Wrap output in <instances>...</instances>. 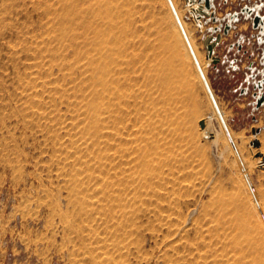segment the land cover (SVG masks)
<instances>
[{
	"label": "rangeland",
	"instance_id": "1",
	"mask_svg": "<svg viewBox=\"0 0 264 264\" xmlns=\"http://www.w3.org/2000/svg\"><path fill=\"white\" fill-rule=\"evenodd\" d=\"M129 2L124 51L182 77L172 120L116 119L98 0H0V264H235L249 236L264 264V106L240 89L247 56L215 69L204 45L242 0L202 27L186 0Z\"/></svg>",
	"mask_w": 264,
	"mask_h": 264
},
{
	"label": "bare ground",
	"instance_id": "2",
	"mask_svg": "<svg viewBox=\"0 0 264 264\" xmlns=\"http://www.w3.org/2000/svg\"><path fill=\"white\" fill-rule=\"evenodd\" d=\"M129 1L98 0V8L95 12L97 16L95 37L103 50V56L100 57L97 81L107 86L106 74L113 76L108 85L111 95L110 104L115 114L117 113L116 119L123 121V119L134 118L136 126V122L140 123L144 118L151 119L156 112L161 122L164 119L172 120L175 116H179L180 110L185 105V98L181 96L182 77L174 68L170 55H161L158 52L155 56L159 60L155 61L152 52L146 49L135 48L128 55L124 51V47L127 49L131 41L128 39L130 36L128 26L133 12ZM131 39L134 41V38ZM162 44L161 48L168 49V46ZM130 45L133 47L132 44ZM156 104H159L157 108ZM127 133L132 134L131 129ZM240 226L241 231H246L247 226L244 224ZM256 242L251 236L245 239L246 247L242 245L239 251L237 250L235 264H262Z\"/></svg>",
	"mask_w": 264,
	"mask_h": 264
},
{
	"label": "flooded vegetation",
	"instance_id": "3",
	"mask_svg": "<svg viewBox=\"0 0 264 264\" xmlns=\"http://www.w3.org/2000/svg\"><path fill=\"white\" fill-rule=\"evenodd\" d=\"M215 7L216 2L214 0ZM241 7H238V10L233 12H228L221 22L223 26L228 22L230 15L237 13L238 14V21L233 22V27L230 29L227 35L222 36L221 38V45L217 47V53L219 54L220 62H224L226 64V71L230 72V70L238 71L242 69V61L243 58L247 56L248 64H246V70H244V81L240 87L242 93H246L250 96L253 95V83L258 82L259 80L264 78V34L260 33L261 25L257 28L253 27V18L255 12L259 11L261 16H264V0H242ZM251 9L253 8L254 11L250 17H246V13H243V9ZM246 23L249 22L251 27L250 32H240L238 28L239 23ZM223 30V28H222ZM232 31H235V39L230 42H225L226 37L230 35ZM243 37L241 41V47L234 45L233 47L229 48L231 44L238 42L239 38ZM225 45V51L221 52V46ZM220 50V51H219ZM259 57V61H256V58ZM218 63V64H219ZM254 75V76H253ZM264 91V84L263 89ZM255 98L252 96L251 102H253Z\"/></svg>",
	"mask_w": 264,
	"mask_h": 264
},
{
	"label": "water",
	"instance_id": "4",
	"mask_svg": "<svg viewBox=\"0 0 264 264\" xmlns=\"http://www.w3.org/2000/svg\"><path fill=\"white\" fill-rule=\"evenodd\" d=\"M187 6L189 7V11L191 15L193 16L196 23L202 27V18H207L206 22L208 21H219L220 18H218L215 14V3L214 0H186ZM243 13H246V17H250L254 11L253 8L247 9L244 8ZM239 17L237 13H234L230 15L228 22L223 26L222 23H219V26L211 27L209 28L211 34L204 36V45L207 52V63L210 65L213 63V67L217 69V65L220 62L219 54L216 52L217 47L221 45V38L224 35H227L230 31V29L233 27V22L238 21ZM259 25H261L260 33L264 34V16H261L259 14V11L255 12L254 18H253V27L257 28ZM223 28V30H222ZM243 37H240L238 42H235L234 44H231L229 48L233 47L234 45L241 47V41ZM254 76V75H253ZM264 84V78L259 80L256 83H253V98L255 100L252 102L255 110H260L264 106V91L263 89ZM203 126V123H202ZM260 130L258 129L257 132ZM255 146H258L259 143L255 142Z\"/></svg>",
	"mask_w": 264,
	"mask_h": 264
}]
</instances>
